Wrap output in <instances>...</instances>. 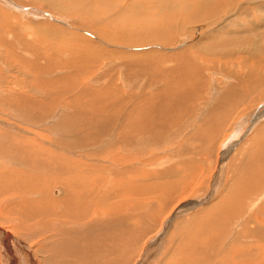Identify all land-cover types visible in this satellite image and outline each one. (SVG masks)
<instances>
[{
    "label": "rangeland",
    "instance_id": "rangeland-1",
    "mask_svg": "<svg viewBox=\"0 0 264 264\" xmlns=\"http://www.w3.org/2000/svg\"><path fill=\"white\" fill-rule=\"evenodd\" d=\"M226 1L229 0H0V19L11 25V27L3 25L0 29V37L6 36L7 41H10L7 42L10 46L8 47L5 45L6 43L3 44L0 40V101L2 98L11 99L12 96L21 95L22 93V95L31 94L32 96H35L28 90V88L30 86H38L42 83V80L47 79L40 75V73L43 74L44 71H38L39 68L36 69L31 65V62L25 61L26 58H32V54L38 56L37 60H40L42 64L49 63L50 65L47 64L48 66L46 65L45 69L47 68L52 74H61V71L64 73H70L72 68L73 70L76 69V66L84 68L87 63L90 65L92 64L91 67L90 65L87 67L86 72L82 71L83 74H74L72 79H74L75 82L73 80V85L79 83L80 80H85L86 86L97 87L95 83L92 82V79H97L100 80L97 83L101 85L98 87H104V85L109 83H112L113 85L111 84V87H113L118 85L116 83L118 82L117 80H121L123 77L122 75L126 70L124 66L133 64L136 60L143 62V57L145 61L142 66L137 65V67L129 68L127 70L128 74L126 73V75H129L130 77L133 75L134 79L132 85L135 84V77L141 76L140 80L143 82V86L140 88L141 90L142 87L148 86L146 84L147 81H143V77L144 79H151L155 75L157 79V74L162 73L164 68L169 67L175 62L173 55L175 52L179 51H186V56L193 57V64L198 65L199 70L194 66L190 73L196 78L194 82H199L200 86H203L205 83L207 87H210L211 83L216 82L219 87H224L225 78L222 77L220 73L228 77H236L237 75L243 78L247 77V74L249 80L247 86L250 88L252 87V89L254 85H257L256 78L261 85H264V0L253 1L252 3L243 2L240 5L242 7H237L233 15L229 16V14H227L224 20L220 19L205 24L209 20L215 19V15L221 10V5ZM48 27L54 29V31L56 30L60 35L58 41H51L44 36L43 32L45 31L43 30ZM68 32L77 33L80 36L82 35L81 37H86L87 40H91V42L97 47H100H91L93 44L85 43L80 37L79 39L75 37L71 38L69 37L70 35H66ZM19 44H21V46H19ZM20 47L23 48V50L24 48L29 50L30 53L26 54L24 52L26 57L22 58L23 60L20 58V55H17V50H20ZM95 48L98 52L96 58L89 55ZM100 49H104L101 56L99 55L101 52ZM78 52L81 53L79 54ZM142 52H145V55ZM19 53L21 52L19 51ZM167 53L169 55L172 54V56L170 55L169 58ZM131 55H135L134 59H132L133 57L131 58ZM147 57L151 59L149 62L146 61L149 60ZM120 60L126 61L123 66H119L118 68L117 64ZM258 60H261V62H258ZM156 66H158V68ZM137 72H141V74H138ZM105 74L107 75V79L105 77H103V80L100 79L102 75L104 76ZM200 76L203 78H200ZM164 77L165 75L161 74V80H163V82L165 80ZM161 80L155 83L156 85H154L153 88L157 85L162 86L163 84L160 82ZM123 84L124 83L121 85L124 94L136 92L135 94L138 95L139 90L135 91L128 88L129 86L126 87L129 83ZM73 85L72 88L75 87ZM212 87H214L213 84ZM57 89V85L55 84L54 91ZM259 89H263V87L260 86ZM141 91L151 92L152 89L146 88ZM248 95H246V97ZM253 96L254 98L251 99V102L253 103L251 106L253 109H251V111L255 110V108L263 109L264 106H260V104L263 103L262 99L264 98V92L262 93V98H258L254 94ZM107 100L108 101L106 102L109 104L116 100V96ZM198 102L200 101L195 100L194 104H196V108L193 112L197 114V121H189L191 118L186 120L187 117H185L182 119L181 124H179V122L175 123L176 121L173 122L172 125L171 123H167L166 125L169 126L167 132H170L169 136L171 137L167 139L158 138L159 140L156 139L153 144L151 143L149 146L146 145L143 151H135L133 153V160L129 162H114L112 156L114 155L115 150L111 152L110 149H107L109 151L105 152L90 150L89 155L86 158H81L82 161L93 163L95 168L97 165L104 166L102 172L104 179H106L105 184L101 185L99 187L100 189H94L96 194L101 192L99 194L101 195L100 201L96 198V201L93 199L94 202L92 199L89 200V210L93 213L98 209L102 213H106V211H109L108 209H113L110 206L111 204L116 208V205L119 207V204L123 203V205L127 204L129 208L131 206L136 207V210H131L134 214H140L142 212L143 215L140 219L142 221L145 218H149L158 223V221L162 222L164 218L171 216V214L172 216L174 215L173 218L171 216V227H167L164 233L166 234L172 229L175 220V224L178 226L176 228L180 229L179 235L177 234L176 238L173 239L174 242H172L171 239H168L167 236H164L162 244L159 248L154 249V253L151 255L152 257L149 256L150 259L146 261L148 263H151L150 261H152V264H169L174 262L175 259L173 254L179 256V249L184 241L182 240L183 234L191 233L195 226L204 227L206 225L205 222L208 221V219H210V221L213 219L212 221L214 223H219L215 234L219 233L221 236L219 238L220 245H218V248L221 250L217 254L213 253L214 251L211 252L213 258L209 259V261L206 260L208 264H264V252L261 251L264 247L263 239L257 238V240H261L256 242V239L253 238V236L248 233V235H245V232H248L247 227L254 228L257 223L249 218H253V216L256 215L255 217L258 219L261 218V222L264 223V166L257 167L262 169L263 179L261 178L255 188L246 186L244 187V191H242V188L239 191H235L236 194L238 192L237 195H241L239 198H235L233 195L227 196V193L225 194V192L223 195L222 191H218V187L213 196L215 198L212 197V199L206 204L200 205V207L198 205L191 210L175 214V211L177 212L183 209L181 204L184 203V201L193 197L204 196L209 180L213 178L216 173L217 175H220V177L222 176L221 174H224L223 177L228 181V185L232 187V181L234 180L236 171H238L239 163L241 162L240 160L234 162L237 158L236 150L235 153L228 152L234 149V143L237 141V139L233 137L234 135H239L243 130L244 133H248L254 126V124L253 126L245 125V129L241 127L242 129L240 130L239 127V129L233 131L234 128L232 129V127H228L229 125L227 122L222 129L221 127H218L217 130L214 129V131L211 132L212 135L209 138H206L207 136L205 137V135L207 130L204 132V128L207 125H203L202 123L201 127L200 121L198 120H203L208 116L212 119V115H215L213 113L208 114L210 113L208 107L205 108V104H201L202 101L201 103ZM202 108L204 109L202 110ZM251 111L242 113V115L237 118L236 122H242L239 118L249 119V114L251 113L248 112ZM9 112V109L6 108V106L4 107L0 104V121H14L19 123L17 124L18 126L23 127V123L15 120L11 114L12 112ZM47 112L49 117L54 115L57 111L52 110L51 112L50 110H47ZM94 114V111L89 110L86 118H88L89 115ZM41 116L38 125L40 127V121H42L43 125L41 128L45 129L44 131L41 128L35 129L34 127H31L32 125H25L27 126L26 128H31L30 130L33 134L42 131V134L46 137L41 139L40 137L32 136L31 133L28 138L35 139L37 144L41 142L44 144V140L47 141L49 139L55 142L60 141V139H58L60 135L52 133L55 129L54 127H56L54 121L50 123L42 114ZM255 119L257 120L255 123L261 121L264 119V114L260 115L258 119ZM56 120L55 117V121ZM88 123L87 119L83 120L84 125ZM175 124H178L176 129L174 128ZM194 128H197L196 134L192 133L194 132L192 131ZM201 128L203 131H200ZM76 130L77 129L74 130L75 133L79 134L85 129H81V131L77 130V132ZM177 130L180 132H177ZM262 132L264 133V131ZM161 133L162 132L157 134ZM226 135L227 137H225ZM72 136L76 137L75 134ZM70 141L71 137L67 140L68 144L71 143ZM20 143L23 145L22 140ZM210 145H212V149ZM257 145V148L261 150V154H264V134L260 133L259 137H257L256 146ZM102 148H104V146ZM205 150H207L206 153H204ZM256 152L260 153V151L256 149L251 152V154H256ZM241 153L247 156V158H252L248 153L245 154V151H240L239 155ZM127 154H131V152ZM168 156L170 157L168 158ZM160 159H168L164 162L166 165L164 163H158V160ZM145 160L146 162H143ZM149 165L150 167H148ZM131 166L132 169L130 170ZM173 166L174 169H172ZM125 167L127 168L126 172L123 171ZM108 168H118L123 172L116 170L107 171ZM55 171H58V168ZM164 179L168 182L164 181ZM160 180L162 181L160 182ZM195 181H197L196 183L198 185L200 183V187L188 190L187 188H190ZM242 185L243 184L241 183L240 186ZM128 186H130L129 189L126 188ZM223 186L224 185L221 187ZM138 191H142V195L139 193L138 195ZM130 193L132 194L130 195ZM143 195L145 196L143 197ZM123 196H126V198ZM225 196L227 199L224 198ZM137 197L139 199L140 197L143 198L139 200ZM130 198L132 203L129 200ZM0 199V225H2V228L8 229L9 223L12 224L16 221L19 222L20 217L9 211V205L14 201L13 199L11 200L9 195L7 196L6 194L3 197H0ZM113 199L120 200V203L118 204V201ZM127 200H129V202ZM256 200L257 202L255 203ZM212 203L214 204L213 206ZM208 207L210 210L207 209L208 211H205L206 214H203L204 209ZM8 216L9 218H6ZM233 217L234 221L242 219L244 224L247 225L248 222L250 224L245 227H243L244 225H241L242 227L239 226V228L233 230L234 223L232 224L230 221L228 222V220ZM200 219L202 222L198 223ZM247 219L249 220L247 221ZM253 224L255 225L253 226ZM37 225L41 227L39 223H37ZM21 229L23 230V228ZM154 229L155 233L157 230L156 228ZM208 229L211 230L210 227ZM25 230L27 231V228ZM46 230L47 234H50V228L48 227ZM148 231L149 234L147 236L153 234L151 230ZM230 233L231 235H229ZM44 235L45 234L42 236ZM170 235L171 233H169L168 236L170 237ZM42 238L43 237L38 236L31 242L33 244L36 242V245L39 246V244H41L39 240L42 241ZM144 239L145 238L141 240V244H139L140 247H138L136 253L145 246ZM207 239L208 237L205 238L206 241ZM19 240L24 244L28 242V240H24L23 237H19ZM175 242H178V244H174ZM231 242L235 243L229 244ZM136 248L130 250L131 253H128L130 255L127 254L129 259ZM215 249H217V247ZM185 261H187V259H185ZM129 263L132 264L133 261L129 262V260H126L124 264ZM174 263H176V261Z\"/></svg>",
    "mask_w": 264,
    "mask_h": 264
},
{
    "label": "bare ground",
    "instance_id": "bare-ground-1",
    "mask_svg": "<svg viewBox=\"0 0 264 264\" xmlns=\"http://www.w3.org/2000/svg\"><path fill=\"white\" fill-rule=\"evenodd\" d=\"M253 1L258 0L226 1L221 5V10L218 14L215 15V19L209 20L205 24L211 23L212 21L215 22L220 19L224 20L227 14H229V16L233 15L237 7H242L240 5L243 2L252 3ZM0 23V29L3 25L11 27L8 22H4L1 19ZM43 31H45L43 32V34L47 39L51 41L59 40L60 35L56 30L54 31V29L48 27L46 29L44 28ZM66 35H70L69 37L71 38L75 37L79 39L80 37V39H82V41H85V43L93 44V46L91 47H97L93 42H91V40L89 41L86 39V37L83 38L81 37L82 35L80 36L77 33L68 32ZM0 40L3 44L6 43L5 45L10 47L7 43L10 41H7L6 36L0 37ZM19 46H21V44H19ZM103 50H101V52L99 53L100 56L102 55L101 53ZM19 51L21 53H19ZM17 52L19 53H17V55H20V58L22 59L26 57L24 54H28L29 50L25 48L23 50V48L20 47V50H17ZM142 53H144L145 55V52ZM97 54L98 52L95 48L94 51H92V53L90 52L89 55L96 58V56H98ZM33 55L34 54H32L31 56L32 58H26L25 61L31 62V65L36 69L39 68L38 71H44L43 74L40 73V75L47 78L45 80H42V83H40V85L30 86L28 88V90L35 96H32L31 94L22 95L23 93L21 94L22 96L14 94L15 96L11 97L12 100L9 98H2L0 101L1 106H6V108H8L10 112H12L11 114L15 120L23 123V127H20L17 125L19 123L14 121H0V197H3L6 194L7 196L9 195L11 200L13 199L14 201L10 203V208L8 209L9 211L13 212V214H16L18 217H20L19 222L12 221V224L9 223V226L7 225L8 229L2 228V225H0V264H124L126 260H129V262L133 261L132 264H152V261H150L151 263H148L146 261L150 259L149 256L154 253V249L159 248V246L162 244L165 234L164 231L167 227H171V221L174 215L172 216L171 214L172 218L171 216H168L167 218H164L162 222L158 221V223L149 218H145L142 221L140 219L142 218L143 213L141 212L140 214H134L131 210H136V207L131 206L129 208L127 204H119L120 200H117L119 197L118 194L117 199L113 200L118 201L119 207L115 204V208L113 204H111L110 206L114 210L108 209L109 211H106V213H102L100 210L96 209V211H94L93 213L90 212L89 200L94 199L96 201L97 199L98 201H100L101 195L99 194L101 192L99 194H96L94 189H100L99 187L105 184L106 179H104L102 172L104 166L97 165V167L95 168V165L93 163L82 161L81 158H86L89 155L90 150H99L101 152H105L109 151L107 149H110L111 152L115 150L114 155L112 156L114 162L123 163L133 160V153L135 151H143L146 145L149 146L151 143L153 144L158 138L167 139L171 137L169 136L170 132H167L169 129V126L166 125L167 123H171L172 125V123L176 121L175 123L179 122V124H181L182 119L185 117H187L186 120L191 118L189 121H195L197 119V114L193 113L194 109L196 108V104H194L195 100L200 101L198 103H201L202 101L201 104H205L206 106L203 107H208V109L210 110V113L208 114L213 113L215 115H212V119L210 118V116H208L203 120H198L200 121L201 127L202 123L203 125H207L204 128V132L207 130L205 137L207 136L206 138H209L212 135L211 132L214 131V129L217 130L218 126L220 125L216 120L220 117L219 115H222L227 110L228 106H225V104L228 99L232 95L238 94L241 89H243L242 93H244L245 95L249 94L248 96H250L257 85L253 84V89L252 87L250 88L247 86V83L249 81L247 74V77L245 78L237 75L236 78L224 76L222 73H220L221 76L225 78L224 87H219L216 82L211 83L210 87H207L205 83L203 86H200L199 82H194L196 78H194V76H192L193 74L190 73L192 72V68L194 66H196L195 68L198 70L199 67L198 65L193 64V57L186 56V51L175 52L173 55V58H175V62L169 67L164 68L162 70V73L157 74V79L155 75V78L152 77L151 79H144L143 77V81H147L146 84L148 86L142 87V89L149 88L152 89L151 92H142V89L140 90L141 86H143V82L140 80L141 76L135 77V87L134 85H132L134 79L133 75H131V77L129 75H126L129 68L131 69L135 66L137 67V65H143V62L145 61L143 57V62L135 59L136 62H133V64L124 66L126 70L124 71L121 80H117L118 82L116 83L118 85L111 87L112 83H109L107 85H104V87H98L101 85L97 83L100 81L97 79H92V82L95 83L97 87L86 86L85 80H80L81 82L79 81V83H75V85H73V83L75 82V80L72 79L74 77V74L82 73V71L86 72V69L90 64L87 63L84 68L76 66V69L73 70L72 68L70 73H64L61 71V74H52L50 71H48L47 68L45 69V66L49 63L42 64L40 60H37L38 56ZM170 55L172 56V54ZM134 56L131 55V58L133 57L132 59H134ZM150 60L151 59L146 61L149 62ZM125 61L126 60H120V62L117 64L118 68L119 66H123L125 64ZM258 62H261V60H258ZM156 67L158 68V66ZM137 73L141 74V72ZM161 74L165 75L164 82L163 80H161ZM103 77L107 79L106 74L104 76L102 75L100 79L103 80ZM200 78L203 77L200 76ZM158 79L161 80L160 82L163 85H157L153 88V86L156 85L155 83L159 82ZM122 83H129L126 87L129 86L128 88H131L135 91L139 90L138 95L135 94L136 92L124 94L122 90L123 87L121 85ZM55 84L57 85L58 89L54 91ZM212 84L214 87H212ZM72 85L75 87L72 88ZM251 95H253V93ZM115 96L116 100H114L113 102L109 101V104L106 102L108 101L107 99L110 100V98H113ZM262 101L263 103L260 104V106H264V98L262 99ZM51 109L56 110L57 112L54 115L48 117L47 110H50L52 112ZM203 109L204 108H202V110ZM89 110L94 111L95 114L89 115L88 118H86ZM248 113H251L249 114L250 118H242L244 120L241 121H246V123L248 122V126H253V124L255 126L257 123H255V121H257L255 118L258 119L260 115L264 114V108H255V110H252ZM41 114L50 123L54 121L56 127H54L55 129L52 133H57L58 135H60V137H58L60 141L55 142L49 139L47 141L44 140V144H42L43 142L37 144L35 142V139L28 138L32 132L30 130L31 128H26L27 126L25 124L29 126L32 125L31 127H34L35 129L41 128L43 125L42 121H40L41 126L39 127L38 125L39 120L42 117ZM55 117L57 119L56 121ZM85 119H87L89 123L84 125L83 120ZM237 124L238 123L236 122L235 126L233 124V131L239 129V127L240 130L242 129V126L239 124L237 126ZM177 126L178 124H175L174 128L176 129ZM262 128H264V125L262 126ZM75 129H77L78 131H81V129L85 130L78 134L75 133ZM196 129L194 128V130H192L194 132L192 133L196 134ZM42 130L44 131L45 129ZM179 130H177V132H180ZM201 130L202 128L200 129V131ZM160 132L162 133L157 134ZM73 134H75L76 137L72 136ZM32 136L38 138L40 137L41 139L46 137L42 134V131L36 132V134L32 133ZM69 137H71L70 144H68L67 142ZM21 140L23 142V145H21L22 143H20ZM103 146L104 148H102ZM211 146L212 145H210V147ZM127 151L131 152V154H127L129 153ZM206 151L207 150H205L204 153H206ZM169 157L170 156H168V158ZM160 160H158V163L162 164L168 159H164L161 161ZM143 162H146V160ZM241 163L242 164H239L238 171H236L234 180L232 181V187H227V196L233 195V197L239 198L241 195H237L238 192L236 194L235 191H239L241 188L242 191H244V187L246 186L255 188L263 176L262 169H259L257 167L264 166V154L256 152V155L254 154L252 158H247L246 162ZM1 167L3 168V170ZM148 167H150V165ZM57 168L58 171H55ZM131 169L132 166L130 167V170ZM172 169H174V166ZM108 170L126 172L127 168L125 167L123 171H120V169L118 168H108L107 171ZM221 178L222 176L220 177V175H217V173L214 174V177L211 178L208 182L209 184L205 189L206 191L204 196L193 197L191 199H188L187 201H184V203L181 204V207H183V209L181 211H175V214H179L186 210H191L193 208H196V206L198 205L200 207V205L209 202L214 196V193L217 191L218 187L221 185ZM161 181L162 180H160V182ZM164 181L166 180L164 179ZM196 182L197 181H195V183ZM195 183L187 189L191 190L200 187V183L199 185ZM241 183L243 184V187L240 186ZM129 187L130 186L126 188L129 189ZM218 191L220 192V190ZM141 192L138 191L137 194H141ZM131 194L132 193H130V195ZM144 196L145 195H143V197ZM123 197L126 198V196ZM143 197H140V199L138 197L137 198L141 200V198ZM224 198L227 199L226 196ZM129 200L132 203L131 198ZM129 200L127 201L129 202ZM256 202L257 200L255 201V203ZM213 205L214 204L212 203V206ZM207 209L210 210V208L208 207L204 209V212L208 211ZM204 212L203 214H206V212ZM255 216L249 219L257 222L256 225L253 224V226L255 225L254 228L247 227L248 232H245V235L249 234L253 236V238L256 239V242L258 240H261H257V238H262L264 241V223L261 222V218L258 219ZM6 218H9V216ZM249 219H247V221ZM212 220L210 221V219H208V221L205 222L206 225L204 227H198L197 231L194 228L191 233L189 232L188 234H185L183 232L184 234L182 240L184 241L180 246L181 248L179 249V256H177V254H173L176 263H174V261L169 264H208L206 260L209 261V259L213 258L211 252L214 251L213 253L217 254L221 250L220 248H218V245H220L219 238L221 236L219 235V233L215 234V231L218 229L219 223H214ZM229 221L232 224L234 223V227L232 226L233 230H236L241 225H244L243 227H245L250 224L249 222L247 225L244 224L242 219L234 221V217L230 218L228 222ZM200 222H202L201 219L198 221V223ZM37 223H39L41 227L38 226ZM25 224L27 231L25 230ZM48 227L50 228V234H47L46 229ZM209 227L211 228V230L208 229ZM21 228H23L24 231ZM154 228H156L157 230L155 233ZM148 230H151L153 234L147 236L149 234ZM43 234L45 235L42 236ZM229 235H231V233ZM38 236L43 237L42 241L39 240V242L41 243L39 244V246L36 245V242L34 244L31 242ZM19 237H23L24 240L27 239L28 242L24 244L23 242H21V240H19ZM206 237H208L207 241L205 240ZM143 238H145V246L143 247V249H140L138 253H136ZM234 243L235 242H231L229 244ZM216 247L217 249H215ZM134 248H136V250L131 254V257L129 259L127 254L131 253L130 250ZM261 251L264 252V247ZM185 259H187V261H185Z\"/></svg>",
    "mask_w": 264,
    "mask_h": 264
},
{
    "label": "crops",
    "instance_id": "crops-1",
    "mask_svg": "<svg viewBox=\"0 0 264 264\" xmlns=\"http://www.w3.org/2000/svg\"><path fill=\"white\" fill-rule=\"evenodd\" d=\"M257 77V76H256ZM256 84H257V87L256 89L254 88L253 90V94L255 96H258L259 98L263 97L262 96V93L264 92V86L261 85L257 78H256ZM259 84V85H258ZM243 86V85H242ZM263 87V89H259V87ZM244 87V86H243ZM241 89V88H240ZM244 89H247V88H244ZM243 89L240 90V92H238V94H234L232 95L228 101L226 102L225 106H228L227 107V110L225 111V113H223L222 115H219L220 119L218 118L216 121L220 124L218 127H221V129L224 127V125H226V123L228 122V127H232L234 122H236L237 118L240 117V115L242 113H247V111H251V108H252V102H251V99L254 97L253 95L250 94V96L246 97V95L244 93H242ZM258 92V93H257ZM234 93V92H233ZM232 93V94H233ZM236 95V96H235ZM247 98V99H246ZM239 99V100H238ZM240 101V102H239ZM244 101V102H242ZM242 102V103H241ZM231 103V104H230ZM231 105V106H230ZM238 105V106H236ZM234 106V107H233ZM237 107V108H236ZM231 108V109H230ZM224 120V121H223ZM239 120L241 121L242 118ZM237 123V122H236ZM239 125L242 126V128L245 127V125H247V123H245L244 121L243 122H239L238 123ZM237 124V125H238ZM264 125V119H262L261 121L257 122L256 125L254 127L251 128V130H249L248 133H244L243 131H241L239 133V135H234L233 138L237 139V141H235L234 143V149L230 152H234L235 153V150L237 151L236 153V161H241V162H246L247 161V156H245L243 153H241L239 155V152L240 151H245V154L248 153L249 156L253 157L254 154H251V152L255 151L256 149L258 151H260V154H261V150H259L257 147L258 145L256 146V141H257V137H259L260 133L261 134H264L262 131H264V128H262V126ZM228 135V134H227ZM227 135L225 137H227ZM223 137V138H225ZM248 145V146H247ZM245 147V148H244ZM247 148V150H246ZM253 150V151H252ZM256 155V154H255ZM240 158V159H239ZM239 163V164H242V163ZM224 174H222V183L221 185L219 186V190L220 192L222 191L223 192V195H224V192L225 194L228 192V189H227V185H228V181L226 180V178L223 177ZM222 185H224L223 187H221ZM229 187V185H228ZM223 188V189H222ZM227 191V192H226ZM177 224H175V220L173 222V227L171 230H169L164 236H167L168 239H171L172 242L173 239L176 238V235L178 234L179 235V230ZM198 227L195 226V230L197 231ZM169 233H171L170 237L168 236ZM178 238V237H177ZM178 244V242H175L174 244Z\"/></svg>",
    "mask_w": 264,
    "mask_h": 264
}]
</instances>
